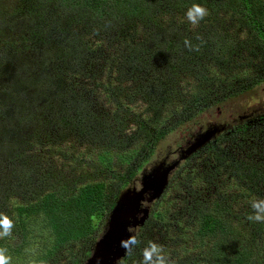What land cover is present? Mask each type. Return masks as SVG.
Wrapping results in <instances>:
<instances>
[{
    "label": "trees",
    "instance_id": "trees-1",
    "mask_svg": "<svg viewBox=\"0 0 264 264\" xmlns=\"http://www.w3.org/2000/svg\"><path fill=\"white\" fill-rule=\"evenodd\" d=\"M193 4L208 16L191 29L185 19L176 23ZM242 28L250 35L243 41ZM252 49L258 61L250 74L228 67ZM263 83L264 0H0V212L15 224L0 247L21 258L42 238L46 246L31 264H59L65 255L85 264L102 219L159 147L181 134L170 153L178 154L212 124L200 123L206 112ZM97 91L106 107L95 101ZM235 119L171 176L173 183L187 171L192 179V161L207 159L187 211L196 228H151V217H164L152 207L139 229L149 236L169 230L181 248L164 252L174 264H264V222L247 219L251 201L264 199V110ZM33 138H75L108 152L90 177L66 178L47 156L26 155ZM113 170L118 188L109 194ZM217 172L231 180L226 196L209 177ZM141 260L134 249L118 264Z\"/></svg>",
    "mask_w": 264,
    "mask_h": 264
},
{
    "label": "rangeland",
    "instance_id": "rangeland-1",
    "mask_svg": "<svg viewBox=\"0 0 264 264\" xmlns=\"http://www.w3.org/2000/svg\"><path fill=\"white\" fill-rule=\"evenodd\" d=\"M10 2L12 0H9ZM181 19H185L186 17L181 16L177 21L181 23ZM191 28H195V26H190ZM197 28V27H196ZM242 41L244 39H248L250 35H248V32H245L244 29L242 28V31L237 32L236 34ZM248 35V36H247ZM92 40V39H91ZM251 54H244L242 56L243 59L240 60L241 63H236L234 62L233 64L229 65L228 67L232 68H237L236 65L241 66L242 68V76H247L248 74L251 73V70L255 69L256 66L254 65L258 60L251 59L252 56V51ZM253 60V61H250ZM236 61V60H235ZM231 62V61H230ZM214 64H217V62H214ZM246 78V77H245ZM250 83L253 82L249 80ZM100 82V85L104 83L103 77L101 76L98 80ZM104 98L101 95L99 91L96 92L95 94V101H99L102 104L103 107H106V101H103ZM263 111L264 110V83L262 84L261 87H253L252 90L246 91L242 93L241 95L231 99L228 103H226L223 107L212 109L203 116L201 117L200 123L205 124V120H208V123L205 125L207 126L208 124L212 123L210 127L217 125V127H224L229 125L230 123H233L236 119L248 116V114L252 113L253 111L255 112ZM204 128V127H203ZM197 129H191V133L195 132ZM223 132V131H222ZM215 133L216 138L222 133ZM182 135H177V133L173 134L170 136L160 147L157 155H155L149 163L144 167V170H141L136 178V180L132 183L130 187L135 188L136 191H140L142 189L141 181H142V176L144 172H148L159 164L160 162L163 161V159L168 156L167 161L173 162L179 159V153L175 154L172 156L170 154L173 150H175L176 147H178V142L182 140ZM213 140V139H212ZM211 140V141H212ZM26 155L27 156H36L38 157L41 161L46 160V156L52 162L54 167L56 168L57 171L62 173L64 177L69 178V177H77L79 172H84L87 177L91 176V165L93 162H98V159L100 156L104 155L105 153L108 152V149L104 146L101 145H88V143L85 142H80L77 141L75 138H69L66 139V141H59V142H39L37 139L33 138V142L28 143ZM187 147V146H186ZM202 149V148H201ZM64 152L63 157L58 156L57 154H61ZM191 157V156H190ZM207 161V159L204 158H197L192 161L191 166L193 167V173L192 175L194 176L192 179L187 177V171H184L181 173L178 178H175L172 182L171 176L175 171L179 168H177L171 175H170V180H169V186L161 199L155 204H153V209H155L156 212H161L163 214V219L160 221L158 220H153L151 217L152 224H150L149 227L151 228H172L170 232H176L175 228H196V226H191L189 227V223L191 221V218L189 214L187 213L189 206L192 205V202L195 201L197 196L195 195L198 192V186L200 184V176L201 172L206 173L207 172V167H209L207 164H204V162ZM74 163H79V171L77 173H72L71 170L73 168ZM71 170L69 171V169ZM197 171L199 173L197 174ZM116 170H113L111 172V176H109V188L111 189L110 193H114V189L118 188L117 183L114 182L113 176L116 173ZM225 173V171H224ZM218 174V179L215 178L213 173L210 174V179L212 180L211 182L213 183L214 190L217 191L218 196H226L227 192H230L231 189L229 185H231V180L229 178L226 179L225 174L220 176ZM100 176H103L102 173H100ZM231 189V190H230ZM186 191H189L187 193ZM207 194H203L199 196L198 198L205 199L207 198ZM144 208L148 207V204L146 203ZM151 207V208H152ZM108 216L102 219V227L101 230L99 231V235L97 238V241L103 236L105 229L107 228V222L109 219V214L107 213ZM143 214L140 215V217ZM149 220V219H148ZM147 220V221H148ZM146 221V222H147ZM140 228V227H138ZM142 228V227H141ZM157 234L154 236H149V233L146 231H140L139 229L135 231V234L137 237L143 236V245L141 247H136L135 248V254L142 259V249L144 247V244L147 245L149 241L156 242L157 244L163 246L164 252L169 253V250L172 251L173 249H180V246H177L175 241H173L170 238V233L169 230H159ZM147 237V238H146ZM38 245L33 247V248H28L25 253H23L21 258L12 257V254L8 252V254L11 256V264H31L33 263V260L37 257V254H40L44 250V244L45 241L42 240V238H37ZM147 242V243H146ZM70 257L68 255H65L60 258L61 262L59 264H69ZM21 260V261H17Z\"/></svg>",
    "mask_w": 264,
    "mask_h": 264
},
{
    "label": "water",
    "instance_id": "water-1",
    "mask_svg": "<svg viewBox=\"0 0 264 264\" xmlns=\"http://www.w3.org/2000/svg\"><path fill=\"white\" fill-rule=\"evenodd\" d=\"M226 130L227 126L220 128L215 124L212 127L209 125L207 129L195 135L187 147L179 150L178 160L173 162L163 160L148 172H144L140 191L132 187L123 190L109 214L103 236L96 242L93 253L85 264H118L125 258L127 255L120 246L121 241L130 235H136L135 231L146 224L152 205L161 199L169 186L170 175L183 161L215 139V133ZM146 203L148 207L144 208ZM141 214L143 215L140 217ZM129 228L133 231L130 232Z\"/></svg>",
    "mask_w": 264,
    "mask_h": 264
},
{
    "label": "clouds",
    "instance_id": "clouds-1",
    "mask_svg": "<svg viewBox=\"0 0 264 264\" xmlns=\"http://www.w3.org/2000/svg\"><path fill=\"white\" fill-rule=\"evenodd\" d=\"M207 16L208 10L199 4H193L185 13L186 20L193 26L198 25ZM184 43L186 47L193 50V46L187 39ZM195 50H199L198 47ZM251 208L253 212L247 216V219L252 222H264V199L252 200ZM14 227L13 219L7 214L0 212V239L13 237L12 230ZM129 231L132 232L133 229L129 228ZM140 243L141 241L137 235H130L127 239L121 241L120 246L125 250L127 256H131L135 247ZM0 264H11V256L8 254L6 247H0ZM140 264H174V262L165 256L163 246L149 241L142 249V260Z\"/></svg>",
    "mask_w": 264,
    "mask_h": 264
},
{
    "label": "flooded vegetation",
    "instance_id": "flooded-vegetation-1",
    "mask_svg": "<svg viewBox=\"0 0 264 264\" xmlns=\"http://www.w3.org/2000/svg\"><path fill=\"white\" fill-rule=\"evenodd\" d=\"M233 123H236V120ZM230 125H231V123L228 125V127H230Z\"/></svg>",
    "mask_w": 264,
    "mask_h": 264
}]
</instances>
